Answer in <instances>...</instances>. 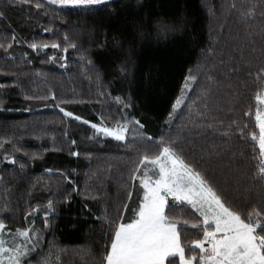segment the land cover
<instances>
[{
	"label": "trees",
	"instance_id": "obj_1",
	"mask_svg": "<svg viewBox=\"0 0 264 264\" xmlns=\"http://www.w3.org/2000/svg\"><path fill=\"white\" fill-rule=\"evenodd\" d=\"M0 12V220L8 245L17 229H33L23 264H103L110 224L130 222L143 194L130 179L136 162L162 137L227 206L264 211L251 139L264 89V0H111L87 9L0 0ZM127 121L124 141L91 127ZM169 214L195 219L186 204ZM179 227L186 246L202 235Z\"/></svg>",
	"mask_w": 264,
	"mask_h": 264
},
{
	"label": "snow or ice",
	"instance_id": "obj_2",
	"mask_svg": "<svg viewBox=\"0 0 264 264\" xmlns=\"http://www.w3.org/2000/svg\"><path fill=\"white\" fill-rule=\"evenodd\" d=\"M13 2L14 0H8L9 4ZM31 2L32 0H18L19 4ZM48 2L87 9L106 5L110 0H48ZM41 6L39 2L35 4L36 8ZM248 14L252 15V10H249ZM3 15L0 12V17ZM65 40L67 41V37ZM11 46L8 44L9 48ZM3 47L4 45L0 44V48ZM30 47L35 51L39 47L47 48L49 45L32 43ZM51 47L55 49L60 45L52 43ZM68 47L75 45L69 43ZM64 51H67V48ZM121 71H125L123 66ZM258 79H264V76ZM188 80L195 81V76L190 74L186 78L185 88L188 87ZM116 100L125 108L129 107V104L120 97H116ZM256 100L264 106V89L257 94ZM181 104L182 97L177 98L166 123L170 124L175 118L174 114ZM61 111L65 116H73V113L64 109ZM74 118L81 119L79 116ZM256 121L259 135L251 134L252 141L258 143L259 147L256 178L264 182V108L257 110ZM83 123L88 124L89 121L85 120ZM128 123L132 122L127 121L124 125L118 122L115 128L97 124H92L91 127L117 141H124L129 131ZM134 123L141 129L144 127L139 121ZM240 131L243 135V130ZM136 134L142 135L138 131ZM174 143L175 141H165L162 137L156 145L158 150L155 153L150 155L145 150L140 154L130 179L139 181L142 197L138 206L133 209V218L130 222L110 224L112 233L110 247L103 255V264H264V211L253 207L245 215L227 206L223 196L200 171L184 160L173 147ZM169 197L172 204L169 203ZM185 204L189 206L194 220L177 218L169 214L177 206L183 207ZM47 207L49 211H54L51 200L48 201ZM47 223L45 215L46 227ZM181 223L185 226L190 224L192 229L202 235L188 241L186 246L181 232L187 228L179 227ZM5 229L4 221L0 220V264H5V257L7 264H23V257L32 250L29 245L32 243L30 232L33 229H17L15 236L22 238L24 242L14 243L11 247H5L7 243L4 239Z\"/></svg>",
	"mask_w": 264,
	"mask_h": 264
},
{
	"label": "rangeland",
	"instance_id": "obj_3",
	"mask_svg": "<svg viewBox=\"0 0 264 264\" xmlns=\"http://www.w3.org/2000/svg\"><path fill=\"white\" fill-rule=\"evenodd\" d=\"M48 1V0H47ZM111 1V0H110ZM54 5H59V4H54ZM59 6H61V5H59ZM68 7H72V6H68ZM262 108H264V106H262L261 105V109ZM99 133H102V132H99ZM102 134H104V133H102ZM169 200L170 201H172L171 200V197H169ZM5 239V238H4ZM10 244L8 245L7 243H6V245H5V247H11L12 245H14V243H22L23 242V240H22V238H19V237H16V238H10ZM5 264H7V259H6V257H5Z\"/></svg>",
	"mask_w": 264,
	"mask_h": 264
},
{
	"label": "built area",
	"instance_id": "obj_4",
	"mask_svg": "<svg viewBox=\"0 0 264 264\" xmlns=\"http://www.w3.org/2000/svg\"><path fill=\"white\" fill-rule=\"evenodd\" d=\"M258 162H259V156H258V158H257V164H258Z\"/></svg>",
	"mask_w": 264,
	"mask_h": 264
}]
</instances>
